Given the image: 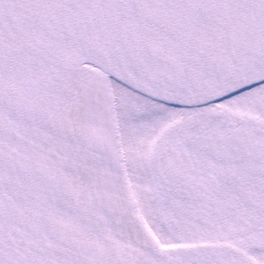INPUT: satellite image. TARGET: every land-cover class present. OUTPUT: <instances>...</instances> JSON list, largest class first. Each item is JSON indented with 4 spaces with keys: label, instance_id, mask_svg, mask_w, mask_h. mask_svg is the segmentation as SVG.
<instances>
[{
    "label": "snow or ice",
    "instance_id": "1",
    "mask_svg": "<svg viewBox=\"0 0 264 264\" xmlns=\"http://www.w3.org/2000/svg\"><path fill=\"white\" fill-rule=\"evenodd\" d=\"M0 264H264V0H0Z\"/></svg>",
    "mask_w": 264,
    "mask_h": 264
}]
</instances>
